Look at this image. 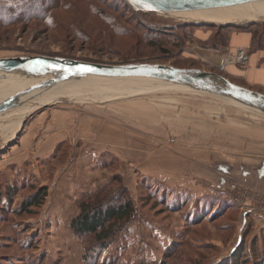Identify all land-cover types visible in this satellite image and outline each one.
<instances>
[{
  "label": "rangeland",
  "instance_id": "1",
  "mask_svg": "<svg viewBox=\"0 0 264 264\" xmlns=\"http://www.w3.org/2000/svg\"><path fill=\"white\" fill-rule=\"evenodd\" d=\"M29 1L0 0L2 4L12 6ZM118 2V0H49V4L53 7L46 11V16L41 15L42 12V14L46 13L42 5L30 9L28 13H19L17 17L21 20L0 24V57L48 55L107 64L148 62L215 72V66L206 60L207 54L204 48L215 49V39H212L218 35V32L224 34L223 32L227 29L234 30L230 27L231 25L254 27L253 22H256L258 28L264 29V19L239 24L197 22L175 14L138 10L131 5L128 7ZM39 15L42 17H36ZM107 20L114 21L110 25L119 27L122 25L121 34L128 30L134 32L137 37L122 36L116 34V31L112 33V30L100 32L99 29L108 25ZM151 42H155L157 47L150 46ZM160 44L164 46V51L159 48ZM20 76L26 77L28 82L18 85L14 80H8V76L0 75V104L22 86L28 89L46 79V76ZM133 79L149 80L146 78L99 80L97 86L104 90L101 94L97 89L89 90L79 83H71L65 92H51L41 103L34 100L22 108L0 114V184H2V190L7 185L20 187L14 194L13 204L6 205L7 210L2 209L3 204L0 202V257L14 255L17 264L21 262L25 264H91L84 260L86 244L80 241L72 229V231L66 229L58 231L55 228L58 222L56 218L53 222L51 218L42 216L46 202L39 208L37 214L16 213V209L23 200L33 194L39 186H48L49 195V184L55 181L56 185L68 179L63 169L59 173L58 170L51 169H45L44 172V169L35 167L30 159L25 158L23 164L16 163L21 161L18 156L19 148L17 149L16 146L20 143L25 144L20 137L31 125L33 119L42 111L66 104H74L78 107L108 106L115 111L123 109L128 112H139L145 118L150 116L149 118L155 120L157 124H165L171 134L168 140H163L159 144V148L162 149L183 148L187 138L181 136L186 134L189 139L193 133L188 130H193L197 132V136L200 137L199 142L203 146V154L199 157V161L215 170L211 173L213 178L209 182V188L210 183L218 182V180L236 179L243 188L246 187L243 190L244 195L249 193L247 202L252 199L256 203L258 199L255 195L264 193V190H252L249 184L243 182L240 177H236L233 172L217 168L219 162L230 163L235 159L247 158L241 156L245 152L243 137L247 134H259L255 131L264 130L263 114L223 96L186 88H161L162 81L154 80L150 87L157 88L141 90L137 93L132 91L135 87L131 86ZM10 131L11 134H15L8 141ZM172 138L174 141H171ZM4 139L5 143H3ZM4 155H11V166L10 160L4 161ZM65 160V163L62 162L63 166L72 165L76 161L73 154ZM41 175H43L42 178ZM117 177H120L118 182ZM43 179L50 182L43 184ZM112 182L115 188L125 184L120 175H115ZM249 183L253 185L258 183L261 186L256 180ZM210 190L219 205L231 202L228 197L218 195L211 188ZM144 196L140 197L139 201L142 200L143 204L152 208L153 213L156 212L161 218L167 213L166 206L159 202L155 203L156 199ZM253 196L255 198H252ZM133 198L136 200L135 196ZM259 200L264 204V194ZM230 204L238 206L236 213L232 212L214 223H203L194 227L192 233L188 234L191 243H186L181 249H177L180 254L165 257L168 264H220L228 259L243 241L253 256V241L256 234L259 237V245L264 246L261 237L264 222L255 221L252 215L245 218L241 204L234 202ZM235 216H237V231L231 230L226 225ZM67 225H70V221H67ZM31 239L36 241L32 245L35 247H29ZM118 239L119 237L101 255L96 264H160L164 259L166 250L164 253L158 252L159 249L155 250L156 258L162 254L161 260L150 262L151 256L149 253L147 255L145 250L132 248L127 243L119 244ZM193 242H197L199 246L196 247Z\"/></svg>",
  "mask_w": 264,
  "mask_h": 264
},
{
  "label": "crops",
  "instance_id": "2",
  "mask_svg": "<svg viewBox=\"0 0 264 264\" xmlns=\"http://www.w3.org/2000/svg\"><path fill=\"white\" fill-rule=\"evenodd\" d=\"M253 36L250 31L236 30L230 33L226 45L210 50L204 48V52L207 62L215 66V72L223 71L243 86L264 93V45H253ZM260 42L264 43V38ZM239 49H243L248 56L246 64L235 60ZM149 117L123 109L115 111L108 106L78 107L66 104L40 112L25 129L20 137L25 144L16 146L21 159L16 162L17 165L23 164L24 158L30 159L35 167H41L44 172L51 169L59 173L63 169L68 177L65 182L60 181L55 185L53 181L49 184V195L42 214L53 222L56 218L58 222L55 228L58 231L72 229L69 226L80 213L79 203L85 194L97 191L111 183L115 175H120L124 185L136 198L138 213L120 234L117 243L143 249L151 256L150 262H158L162 254L156 258L155 250L164 253L172 244L176 234L184 228L187 210L191 206L194 208L197 202L209 204L216 201L209 188L214 169L199 161L203 146L197 132L188 130L193 133L189 139L186 134L181 136L187 138L183 148L162 149L159 144L168 140L171 134L165 124H157ZM255 132L259 134L243 137L244 148L238 144L245 151L241 156L247 158L235 159L230 163L219 162L217 168L233 172L252 190L262 191L264 130ZM13 134L9 132L8 141ZM72 154L75 163L63 166L62 162L65 163V159ZM10 159L11 155H4V161ZM255 180L261 186L249 183ZM222 181L225 180H218V183ZM48 182L42 180L43 184ZM143 192L145 194H141ZM144 195L166 206L167 213L162 218L155 211L153 213L152 208L139 201ZM170 204L177 205L176 209ZM67 221H70L69 226Z\"/></svg>",
  "mask_w": 264,
  "mask_h": 264
},
{
  "label": "trees",
  "instance_id": "3",
  "mask_svg": "<svg viewBox=\"0 0 264 264\" xmlns=\"http://www.w3.org/2000/svg\"><path fill=\"white\" fill-rule=\"evenodd\" d=\"M118 1V3H122V5L131 7L126 0ZM40 5L45 7V12L48 11L50 7H53L51 6V4H49V0H30L29 2H20L15 6L4 5L0 2V24H6L7 22L15 23L14 21L21 20V18L17 17V14L28 13L30 9L37 8ZM42 13L41 15L43 16H46L47 14V12L45 14ZM142 13L147 14L145 12ZM36 17L42 16L39 15ZM107 21L109 22H107L108 25H105L103 29H99L100 32H105L106 30L110 32V30H112V33H115L116 31V34H120L122 36L129 35V37H137L134 32L128 30L124 31V33L121 34L120 32L122 30L120 29V27L122 25H120V27L116 25H110L111 23L113 24L114 21ZM253 23H255L254 27L249 26V28L239 25H229L230 27H233L234 30L231 31L227 29L226 32H223L224 34L218 32V35L212 39H215L214 46L217 47L219 45H226L229 40L230 33L236 30H247L252 32L254 35L253 45H255L256 47L263 46L264 43L260 42V40H263L264 38V29H261L260 27L258 28L256 26V22ZM220 38H222L223 40ZM154 43L155 42H151L150 46L157 47V44ZM163 47L164 46L160 44L159 48L164 51L165 49ZM220 74L225 75L224 73ZM225 76L228 77L227 75ZM231 80L237 84L244 85L239 81L237 82V80ZM116 179V181L118 182L120 180V177H117ZM1 185L2 184H0V202L3 204L2 209L7 210L8 207H6V205L13 204L14 194L17 192V189H20V187L16 185H7L6 188L2 190ZM47 196L48 186H39L33 194L29 195L23 200L20 206L16 209V213H18L19 215H22L23 213L37 214L39 208L45 204ZM211 202V204H201L197 202L194 208L191 206L187 210L184 216V228L176 234V237L174 238L172 244L166 249L164 259L160 264H168V261L165 257H171L175 254H180L178 253L177 249H181L182 246L186 243H191V240L188 239V234L192 233L194 227H197L198 225H201L203 223H214L219 219L226 217L228 214H231L232 212L234 214L238 211V206L236 204L223 206L219 205L216 201ZM170 205L174 209H176L175 207H177V205L175 206L174 204ZM79 207L80 213L72 219L71 227L80 241L86 244L84 252L85 262L96 264L99 261L101 255L112 245V243L128 227L130 222L137 215L138 208L129 188H127L124 184H120L119 187L115 188L113 182L103 185L93 193L85 194L79 203ZM236 219L237 216H235L233 220L229 221L228 224H226L233 231L236 229ZM261 237L262 241H264V229L261 232ZM258 239V235L255 236L253 241V256L249 253L245 241H243L232 253V255L228 259L222 261L220 264H264V246L259 245ZM33 243H36V241L31 239L29 247L32 246ZM189 245L191 246V244ZM193 245H196V247L199 246L197 242H193ZM22 247L26 248L28 246ZM182 253L183 252H181V254ZM16 262V257L14 255H4L0 257V264H17ZM21 264L25 263L21 262Z\"/></svg>",
  "mask_w": 264,
  "mask_h": 264
},
{
  "label": "water",
  "instance_id": "4",
  "mask_svg": "<svg viewBox=\"0 0 264 264\" xmlns=\"http://www.w3.org/2000/svg\"><path fill=\"white\" fill-rule=\"evenodd\" d=\"M138 10L175 14L245 4L260 0H126ZM90 69V70H85ZM20 72L43 77L56 71L58 78L44 80L20 93L54 84L62 79L94 75L108 77H144L186 86L192 90L223 96L264 115V93L237 84L223 74L195 68H181L167 64L130 62L107 64L48 55H20L0 57V71ZM10 109V100L0 104V114Z\"/></svg>",
  "mask_w": 264,
  "mask_h": 264
},
{
  "label": "bare ground",
  "instance_id": "5",
  "mask_svg": "<svg viewBox=\"0 0 264 264\" xmlns=\"http://www.w3.org/2000/svg\"><path fill=\"white\" fill-rule=\"evenodd\" d=\"M175 15L182 17V18L191 19L197 22L239 24L243 22L264 19V0L254 1V2H249L245 4L234 5V6H228V7L211 8V9H206V10H194L190 12L175 13ZM62 74L64 73H61V71H56L52 75H46V79L44 80L58 78ZM0 75L8 76L9 78L8 80H14L16 84L18 85H22L23 83L26 84L28 82L27 79H25L26 77L22 78L20 76V75L26 76V74H23L20 72L1 70ZM109 78H117V77L94 76V75L74 76V77L62 79L48 86L35 88L29 92L20 93L23 90H25L24 86H22L21 88H19L18 91H14L11 97L9 98L10 109L8 111H12L15 108L17 109L22 108L28 105L29 102H32L34 100L37 101L38 103H41L51 92H54V91L65 92L67 90V86H69L71 83H79L80 85L86 87L89 90L97 89L98 93L101 94V92H103L104 90L100 89L97 86L98 81L104 80V79L109 80ZM125 78H144V77H125ZM146 79H149V80L141 81V80L133 79L131 81V86L132 87L135 86V87L132 91H136L137 93H140L141 90L153 89L155 86L154 87H150V86L152 84V81H154V79H150V78H146ZM161 85H162L161 88L167 87V88L190 89L186 86L176 85V84L167 83V82H163L161 83Z\"/></svg>",
  "mask_w": 264,
  "mask_h": 264
},
{
  "label": "built area",
  "instance_id": "6",
  "mask_svg": "<svg viewBox=\"0 0 264 264\" xmlns=\"http://www.w3.org/2000/svg\"><path fill=\"white\" fill-rule=\"evenodd\" d=\"M235 60L241 64H246L248 62V56L243 49H239L235 56ZM223 68L224 65L222 69ZM171 141H174V138H172ZM210 188L214 190L218 195L228 197L231 202L237 203L239 205L241 204L244 208L243 216L245 218L248 215H252L255 221L264 222V204L259 200L260 196L263 194L258 193L255 195L258 199L256 203L253 202L252 199H250V202H247L249 200V193H247L246 196L244 195L245 191L243 190L246 187L243 188L242 184H240L236 179H231L230 181L225 180L224 183H210ZM255 196H253L252 198H255Z\"/></svg>",
  "mask_w": 264,
  "mask_h": 264
},
{
  "label": "snow or ice",
  "instance_id": "7",
  "mask_svg": "<svg viewBox=\"0 0 264 264\" xmlns=\"http://www.w3.org/2000/svg\"><path fill=\"white\" fill-rule=\"evenodd\" d=\"M85 70H90V69H85Z\"/></svg>",
  "mask_w": 264,
  "mask_h": 264
}]
</instances>
